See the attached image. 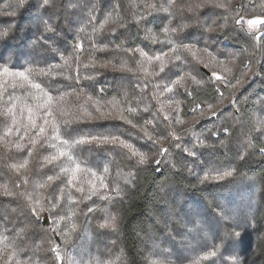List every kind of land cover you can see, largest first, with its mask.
<instances>
[{"label":"trees","instance_id":"obj_1","mask_svg":"<svg viewBox=\"0 0 264 264\" xmlns=\"http://www.w3.org/2000/svg\"><path fill=\"white\" fill-rule=\"evenodd\" d=\"M0 264H264V0H0Z\"/></svg>","mask_w":264,"mask_h":264},{"label":"rangeland","instance_id":"obj_2","mask_svg":"<svg viewBox=\"0 0 264 264\" xmlns=\"http://www.w3.org/2000/svg\"><path fill=\"white\" fill-rule=\"evenodd\" d=\"M262 22L263 20L253 19L250 21V24L253 26V25L261 24Z\"/></svg>","mask_w":264,"mask_h":264},{"label":"water","instance_id":"obj_3","mask_svg":"<svg viewBox=\"0 0 264 264\" xmlns=\"http://www.w3.org/2000/svg\"><path fill=\"white\" fill-rule=\"evenodd\" d=\"M45 224H46L47 226H49V223L46 222Z\"/></svg>","mask_w":264,"mask_h":264}]
</instances>
